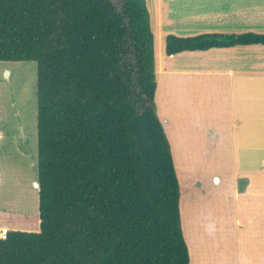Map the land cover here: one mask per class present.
Returning <instances> with one entry per match:
<instances>
[{
  "label": "trees",
  "instance_id": "16d2710c",
  "mask_svg": "<svg viewBox=\"0 0 264 264\" xmlns=\"http://www.w3.org/2000/svg\"><path fill=\"white\" fill-rule=\"evenodd\" d=\"M248 44L264 33L168 34L165 52ZM29 60L40 229L6 230L0 264H190L146 0H0V61Z\"/></svg>",
  "mask_w": 264,
  "mask_h": 264
},
{
  "label": "crops",
  "instance_id": "0c3cea01",
  "mask_svg": "<svg viewBox=\"0 0 264 264\" xmlns=\"http://www.w3.org/2000/svg\"><path fill=\"white\" fill-rule=\"evenodd\" d=\"M146 2L154 34L155 102L165 115L159 117L175 165L176 157H187L183 140H197L195 159L189 158L191 167L184 161L181 168L202 172L207 180L210 175L218 176L213 213L228 219L215 226L214 233L213 222L203 223L212 224L211 230L199 223L202 208L196 217L192 215L199 241L196 251L204 252L205 247L209 252L202 259L212 264H264V45L214 47L174 55L165 52L168 34L264 33V0ZM21 136L25 140L22 146ZM0 138L2 144L11 139L16 150L28 155L23 127L13 132L2 130ZM189 172L185 173L193 182L200 180ZM219 195L228 199L227 208L219 202ZM10 213L0 210V229L28 230L16 216L9 218ZM25 218L24 223L29 215ZM195 219L199 230L194 227ZM39 229L38 214V225L29 231ZM185 237L188 241L186 233Z\"/></svg>",
  "mask_w": 264,
  "mask_h": 264
},
{
  "label": "rangeland",
  "instance_id": "374dc122",
  "mask_svg": "<svg viewBox=\"0 0 264 264\" xmlns=\"http://www.w3.org/2000/svg\"><path fill=\"white\" fill-rule=\"evenodd\" d=\"M112 1L117 8H121L122 0ZM147 8L149 11L148 6ZM156 107L155 110L158 116L165 118L161 107L159 109L158 104H156ZM21 127L24 128V134L29 142L28 146H26L28 151L27 156L14 148L10 143L11 139L9 141L7 140L5 144H2L3 142H1L2 139L0 138V210L12 211V213L9 214V218L16 216L18 218L17 222L22 227H26L29 230L38 225L39 214L38 190L35 185L37 181L35 162L37 163L38 154L37 62L32 60L0 61V131L8 129V131L13 132ZM183 142L186 146L184 150L187 151V157L181 155L179 160L175 156L177 163L176 170L182 185V226L183 229L185 227L186 230L185 233L188 239L187 242L189 243L192 264L194 261H199L200 264H212L202 259L207 255L204 253L209 252L205 247L204 252L196 251L198 250L196 244L199 243V241L192 225V215L196 217L202 208L199 223L200 225L202 224L204 228L210 229L212 224L203 223L213 222L214 229H212V231H214V233L217 232L215 226L217 227L221 222L228 220L213 213V198L218 197V192H216L218 176L212 177L210 175V179L207 180L204 178L202 172H194L196 170L191 168H181L184 161H188L186 166L191 167L190 165L192 164L189 163V158L193 157L195 159L198 145V141L195 139H184ZM171 150L173 151L172 148ZM188 152H191V154H188ZM189 171H193L194 173L191 172L193 176L200 180L193 182V178L190 179L188 177ZM185 185L187 189L184 188ZM218 200L221 204H224L225 208L229 206L228 199H224L223 196ZM26 214L29 215V218L26 223H24ZM6 216L8 215L5 214L4 217ZM194 221V227L199 230L197 224L198 219Z\"/></svg>",
  "mask_w": 264,
  "mask_h": 264
},
{
  "label": "bare ground",
  "instance_id": "6f19581e",
  "mask_svg": "<svg viewBox=\"0 0 264 264\" xmlns=\"http://www.w3.org/2000/svg\"><path fill=\"white\" fill-rule=\"evenodd\" d=\"M6 229L7 228H4V227L2 229H0V237H1V235H3L6 232Z\"/></svg>",
  "mask_w": 264,
  "mask_h": 264
},
{
  "label": "flooded vegetation",
  "instance_id": "af4514ba",
  "mask_svg": "<svg viewBox=\"0 0 264 264\" xmlns=\"http://www.w3.org/2000/svg\"><path fill=\"white\" fill-rule=\"evenodd\" d=\"M20 140H21V143H20V144H21V146H22V145H24V143H25V140L22 138V136L20 137Z\"/></svg>",
  "mask_w": 264,
  "mask_h": 264
},
{
  "label": "water",
  "instance_id": "95a60500",
  "mask_svg": "<svg viewBox=\"0 0 264 264\" xmlns=\"http://www.w3.org/2000/svg\"><path fill=\"white\" fill-rule=\"evenodd\" d=\"M35 165H37V163H35ZM35 185H36V187H38V186H39V183H38V181H36V182H35Z\"/></svg>",
  "mask_w": 264,
  "mask_h": 264
},
{
  "label": "built area",
  "instance_id": "2783aa9c",
  "mask_svg": "<svg viewBox=\"0 0 264 264\" xmlns=\"http://www.w3.org/2000/svg\"><path fill=\"white\" fill-rule=\"evenodd\" d=\"M6 233H7V231L3 234V235H1V237L0 238H3V237H5L6 236Z\"/></svg>",
  "mask_w": 264,
  "mask_h": 264
}]
</instances>
